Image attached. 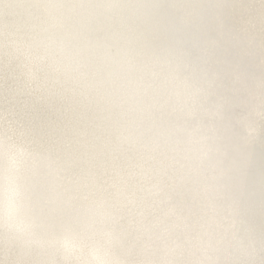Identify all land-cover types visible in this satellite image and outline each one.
Returning a JSON list of instances; mask_svg holds the SVG:
<instances>
[{
  "label": "snow or ice",
  "instance_id": "snow-or-ice-1",
  "mask_svg": "<svg viewBox=\"0 0 264 264\" xmlns=\"http://www.w3.org/2000/svg\"><path fill=\"white\" fill-rule=\"evenodd\" d=\"M0 264H264V0H0Z\"/></svg>",
  "mask_w": 264,
  "mask_h": 264
}]
</instances>
